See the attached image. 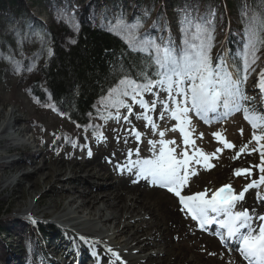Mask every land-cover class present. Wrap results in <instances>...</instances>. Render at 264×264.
<instances>
[{
  "label": "rangeland",
  "instance_id": "obj_1",
  "mask_svg": "<svg viewBox=\"0 0 264 264\" xmlns=\"http://www.w3.org/2000/svg\"><path fill=\"white\" fill-rule=\"evenodd\" d=\"M192 1L193 0H151L150 3L147 4V7H145L141 5L139 0H124L118 4H116L117 2H112L108 7L104 3V0H16V4L11 2V0H0V109H2L5 115L9 110L13 109L17 115L24 117L27 121L30 119V113H33L37 120L34 119V121H29L32 127L29 132L38 128L43 140L42 147L38 145L37 141L29 142V146L25 147V144L19 147L18 150L9 153L5 152L0 155V158L4 157L6 160L19 159L24 161L34 156L36 152H42L44 155L50 154L53 151L52 144L55 141L54 135L52 136L51 132L61 136V141L73 139L79 132L81 135L85 134L86 136L94 137L93 133L100 132L107 122L112 117L116 118L120 110L123 109L124 106L113 104L112 100L109 98V91L104 97H101L94 103L91 116L86 119L84 125H80L71 122L64 113L55 108L47 99L40 100L32 92L31 87L40 82L37 69L48 53L49 40L45 37V29L53 31L52 34L59 44L68 45L72 39L69 33L73 32L74 28H76L77 20L80 16L94 18L96 23L98 20L97 17L101 18L103 23L110 24L112 28H116L124 41L132 46L134 50L141 52L144 56H153L154 52L146 47L148 41L163 43L170 40L172 46L183 48V40L185 39L194 44H199L201 40L207 39L206 34L199 38H194L193 34L195 29H190L187 33L181 32L180 21L184 13L187 12L191 14L192 17L202 18L207 28V33L211 35L208 55L213 66L219 62V57L223 59L228 71H230L225 48L231 46L233 48L231 61H234L236 65V73L239 72L240 78H243L245 75L255 74L257 77L256 83H258L259 75L261 71L264 70V45L258 46L255 62L250 64L247 73H245L243 67L245 58L243 56L242 41L245 27L249 19L247 16L249 13L246 9L248 6L247 3L242 2L239 6L233 3L234 6L229 9H224L226 8L224 5L225 7L221 9H219L218 6L203 11L200 6L196 5L198 2L193 3ZM221 1L230 3L232 0ZM249 2L253 4L252 15L254 13L264 14V0H249ZM174 4H178L179 6H175ZM241 6L243 10L240 9ZM164 12L168 14L166 17L164 16ZM117 20H122L124 24L127 25H138V27L131 30L122 28L117 26ZM228 25H230V28ZM185 27H187V25ZM228 31H230V34L227 36ZM140 49L143 50L141 51ZM234 78H236V76ZM140 79L141 80L136 82V84L143 85L149 78L141 76ZM9 82L17 83V87L12 92L5 89V86ZM119 82L115 87L119 85ZM242 83H248V78L242 80ZM146 93L147 92L142 93L143 100ZM10 98H14L18 102L15 103L14 101H10ZM122 99L124 105L134 103L131 96L123 97ZM137 99H140V97H137ZM179 99H181V97L177 95V100ZM166 101L169 105L167 113L170 116V122L162 123L160 117H158L160 120L153 121L150 124L148 122L147 125L150 133L149 137L144 138L147 140L144 141L143 144L148 145L149 153L147 155H141V160L152 158L155 153L159 152L160 145L158 142L161 139L173 140L175 144H170L169 147L176 148L178 157L182 151H187L189 156H192L195 149H200L205 154L215 153V156L210 157L206 162L208 165H211V167H206L203 162V157L200 156L195 157V159H200L202 163H195V159L190 162V168L194 170L195 173H198L201 168L207 170L212 168V166L221 165V162L224 160L222 156L224 155L225 159H227V157L233 159L239 152L240 147L244 144H249L251 140L253 129L249 122L244 119V112H241L242 114L237 112L223 120V122L214 121L205 126L199 124L198 120L189 112L188 115L191 123L190 126H186L185 130L189 133V139L194 141V144L185 146L183 143V136L179 129L175 131L172 130L178 123L171 117V110L175 105H173L171 101H168V99H166ZM164 102H162L163 108ZM25 103H27V113H24L19 107L20 104ZM2 104L5 105L3 106ZM248 106L249 104L242 105L241 110L243 111V108H248ZM128 108L129 107H126L125 109L128 111ZM227 112L228 110L222 107L224 116L227 115ZM4 124L5 122L0 118V131ZM152 124H155V129L152 128ZM241 129L243 130V134H241ZM161 131L164 132L163 137L159 135ZM129 132L133 134L139 133V138L142 135L135 127H132ZM214 133H219L223 139L233 144L234 147L224 148V145L213 135ZM25 138L26 137H24V139ZM149 141L154 143L150 144ZM255 147L256 143L254 141L249 144V150ZM218 148L222 149V151L217 152L216 150ZM82 153L83 151L80 152V154ZM239 157L241 163L236 169L251 168L252 173L250 176L248 175L249 178L241 182L235 181L233 177L235 176L234 170L236 169H233L232 177H221L212 181L206 192V198L209 194L212 196L215 191L224 185H230L234 192L238 193L252 180L259 179L261 175L259 168L253 167L261 163L259 152H252L249 154V152L246 151L245 153H241ZM39 159L41 162L40 164H42V159L40 157ZM34 166L35 165H26L14 172L17 175L24 174L23 177H21V182L27 184L28 181L33 180L34 176L27 175L26 173L32 170ZM2 173L3 169L0 166V179ZM78 174L79 173H67L65 178L74 179L79 177ZM65 178L61 177L60 184H57L56 187L62 185L64 189L69 190L73 184L70 180L65 181ZM262 189L264 190V185H262ZM257 190L262 191L260 188ZM20 193L17 186H15L13 190L9 188L6 192H0V205L3 207L1 214L8 219L6 220L3 218V222H5L3 227L5 231H0V250L4 249V252L6 251L4 259L0 260V264H17V257H20V264H36L40 260H48L49 258H47L45 254L47 253V245L62 242L60 236L66 238L67 230H64L61 226V228H49L45 225L46 223L51 224L50 222H53L54 216H56L61 209L60 206L53 212H50L46 217H42L40 214L35 216L21 215V211L16 212V202L19 200L18 196ZM22 194L21 200L25 201L27 204L35 197V192L32 193V197L28 196L25 192ZM262 194H264V192H262ZM80 199H78V201H87V199L84 198ZM44 207L45 203L43 202L39 206V209H43ZM241 209L242 208H238L235 211H241ZM259 217L260 216H257L255 219V221H257L256 225L260 224ZM38 222L46 226L49 232L38 233L36 231L37 227L32 226L36 225ZM53 223L52 225L58 224L55 222ZM83 227L88 229L96 228V226L92 224L85 223L82 226L76 225V227L72 229L80 232L90 231ZM76 235L77 236H74V238H77L80 234ZM98 238H102V235H99ZM72 239L73 238H69L68 241L71 243ZM85 241L87 242L88 239H85ZM58 247H61L64 254L69 253L67 245L63 244ZM151 248L152 247H148L144 249L141 254L150 253L152 250ZM73 251H76L75 248H73ZM227 251H229V249ZM49 256L50 258L52 257V260L56 261V264H64L67 259V256L59 255L53 257L51 254ZM81 256L83 257L85 254H81ZM92 258L95 259L94 256Z\"/></svg>",
  "mask_w": 264,
  "mask_h": 264
},
{
  "label": "bare ground",
  "instance_id": "obj_2",
  "mask_svg": "<svg viewBox=\"0 0 264 264\" xmlns=\"http://www.w3.org/2000/svg\"><path fill=\"white\" fill-rule=\"evenodd\" d=\"M247 78L248 83H241L240 88L243 95L250 99L242 100L241 105L249 104V109L264 111V94L257 87L256 75L250 74ZM16 87L17 83L9 82L5 89L12 92ZM166 99L168 94L160 86L153 87L151 92L145 94L144 101L149 104L147 116H150L151 122L160 120L158 117L161 118V113L164 112L162 102ZM9 100L18 102L14 98ZM153 101L156 102L155 108L151 107ZM26 105L27 103L19 105L24 113L28 112ZM126 107H130L132 111H127ZM237 112L242 114L243 111ZM144 114L145 110L140 104H126L116 118L112 117L100 132L93 133L94 137L81 135L79 132L73 139L61 141V136L51 132L55 141L50 154L36 152L24 161L1 157L3 173L0 192H6L9 188L13 190L15 186L19 188V193L21 190L19 200H16V212L21 211V215L40 214L46 217L57 207H61L53 222L67 230L66 238L60 236L62 242L47 245L45 254L53 257L67 256L64 264H246L247 260L232 244L217 236L219 230L215 225L209 228L197 226L187 212L181 210L182 205L174 193L153 184L150 177L139 174V168L129 163V160L135 161L141 155L149 153L148 145L143 144L147 140L144 138L149 137L150 133L147 125L149 121L144 119ZM191 114L203 126L211 122L195 112ZM29 116V121L37 120L33 113ZM169 117L167 111L164 112L161 122L169 123ZM0 118L5 122L0 131V155L18 150L29 142L37 141L38 145L43 146L39 129L29 132L32 128L30 122L17 115L13 109L6 115L0 109ZM215 120L223 122L224 117H217ZM132 127L142 133L139 140L135 134L129 132ZM224 156L221 165L207 170L201 168L198 173L189 177L187 185L181 189V194L192 195L205 191L213 180L232 177V170L241 163L240 157L225 159ZM26 165H35L26 173L34 176L33 180H27V184L21 182L24 174L17 175L14 172ZM67 173H79V177L65 178ZM61 177L73 184L69 190L62 185L56 187L60 184ZM233 178L241 182L249 176L235 175ZM258 188L262 191L257 190ZM24 192L30 197L35 192L34 199L28 204L21 200ZM262 192V185L248 189L235 208L249 211L253 227L258 226L255 221L257 216H264ZM210 196L211 194L207 198H211ZM80 198L87 201H78ZM43 202L45 207L39 209ZM85 223L96 228L83 227L90 230L83 232L72 229ZM76 234H80V237L74 238ZM99 235L102 238H98ZM69 238H73L71 243ZM82 238L88 239L83 245L80 241ZM63 244L68 246V254H64L61 247H58ZM148 247H152L150 253L141 254ZM3 250H0V254L1 251L4 253ZM113 253L119 256V260ZM81 254L85 256L82 257ZM4 257L5 255L0 256V260ZM19 258H16L17 264L21 262ZM48 258L36 264H56L52 257Z\"/></svg>",
  "mask_w": 264,
  "mask_h": 264
},
{
  "label": "snow or ice",
  "instance_id": "obj_3",
  "mask_svg": "<svg viewBox=\"0 0 264 264\" xmlns=\"http://www.w3.org/2000/svg\"><path fill=\"white\" fill-rule=\"evenodd\" d=\"M117 26L130 30L138 27V25L124 24L122 20H117ZM190 29H195L194 38L206 34L207 39L201 40L199 44L190 43L185 39L183 48L172 46L170 40L163 43L148 41L146 47L154 52L150 60L157 70L155 75L158 79H148L146 83L140 85L126 78L121 80L117 87L111 89L109 95L113 104L120 106H124L123 97L131 96L133 102L140 104L145 110L144 119L151 123V118L147 116L149 104L143 100L142 93L151 92L153 87L160 86L167 92L168 100L175 105L171 110V117L178 123L172 130L179 129L185 146L194 144L185 130L186 126H190L191 123L188 115L190 111L207 121V113H215L219 107L228 111H240L242 108L240 102L250 99L243 95L240 88L242 80H246L247 75L240 78L237 72L234 78L223 59L219 57V62L213 66L208 55L211 35L207 33L203 19L192 17L191 14L185 12L180 21V30L182 33H187ZM242 43L245 58L243 67L247 73L250 64L255 62L258 46L264 45V14L254 13L249 17ZM257 87L264 94V70L259 75ZM177 95L181 99L177 100ZM155 103V101L152 102V108H155ZM168 107V102L165 101L164 112L168 111ZM128 111L131 112L132 109L129 107ZM164 112L161 113V118ZM243 112L244 119L253 129L249 144L254 141L256 147L249 150V144L242 145L233 159H237L241 153L246 151L249 154L259 152L261 163L253 167H258L261 175L258 180L248 183L238 194L230 185H224L214 192L211 198H206L207 190L192 195H182L181 189L187 185L189 177L196 174L190 168V162L200 156L203 157L205 166L211 167L206 162L210 157H214L215 153L205 154L200 149H195L192 156H189L187 151H182L178 157L176 148L169 147L170 144H175L173 140L161 139L158 142L159 152L155 153L152 158L129 160V163L139 168V174L150 177L153 184H158L174 193L182 205L181 210L186 211L194 221H198L201 227L216 224L220 229L225 230L221 232L222 239L235 238L238 241V251L248 261V264H264V216H260L258 219L261 223L253 227L252 217L247 209L235 211L237 203L243 200L248 189L264 185V111L258 112L245 107ZM155 127V124H152V128L155 129ZM240 131L243 134V130ZM135 135L139 140V133ZM159 135L163 137L164 132L161 131ZM213 135L224 145V148L234 147L219 133ZM149 143L154 142L149 141ZM216 151L220 152L222 149L218 148ZM89 155H91L90 151ZM195 163L200 164L202 161L195 159ZM251 173V168L234 170V175L237 176L245 174L250 176ZM113 255L119 260L116 253Z\"/></svg>",
  "mask_w": 264,
  "mask_h": 264
},
{
  "label": "trees",
  "instance_id": "obj_4",
  "mask_svg": "<svg viewBox=\"0 0 264 264\" xmlns=\"http://www.w3.org/2000/svg\"><path fill=\"white\" fill-rule=\"evenodd\" d=\"M118 1L124 0H104V3L109 7L112 2ZM150 1L139 0L145 7ZM244 1L232 0L230 3H224L221 0H193L192 2H198L196 5L203 11L218 6L219 9L225 6L224 9H229L234 6L233 3L238 6L242 2L247 3L246 9L249 13L247 16L250 17L253 4L249 0ZM11 2L15 3L16 0ZM240 9L243 10L242 6ZM166 15L168 14L165 13L164 16ZM228 27L230 28V25ZM52 32L45 29V37L49 40L48 53L37 69L40 82L31 88L38 99H47L71 122L84 125L86 119L91 116L94 103L104 97L121 79L129 78L138 82L141 76L156 78L157 70L150 60L151 56H144L134 50L118 31L111 30L101 18H98L96 23L90 17L80 16L76 28L69 33L72 39L68 45L59 44ZM229 34L230 31L227 32V36ZM226 51L232 60L233 48L227 46ZM232 63L236 67L234 61ZM2 209L0 205V231H5L3 221L7 217L1 214ZM32 226L37 227L38 233L49 232V229L41 223ZM2 253L1 251V257L5 255V252Z\"/></svg>",
  "mask_w": 264,
  "mask_h": 264
},
{
  "label": "water",
  "instance_id": "obj_5",
  "mask_svg": "<svg viewBox=\"0 0 264 264\" xmlns=\"http://www.w3.org/2000/svg\"><path fill=\"white\" fill-rule=\"evenodd\" d=\"M223 194V193H222Z\"/></svg>",
  "mask_w": 264,
  "mask_h": 264
}]
</instances>
